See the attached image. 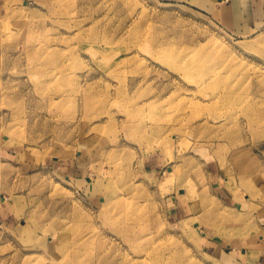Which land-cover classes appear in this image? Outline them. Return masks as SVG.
<instances>
[{
  "label": "rangeland",
  "instance_id": "374dc122",
  "mask_svg": "<svg viewBox=\"0 0 264 264\" xmlns=\"http://www.w3.org/2000/svg\"><path fill=\"white\" fill-rule=\"evenodd\" d=\"M255 110L264 0H0V264H264Z\"/></svg>",
  "mask_w": 264,
  "mask_h": 264
},
{
  "label": "bare ground",
  "instance_id": "6f19581e",
  "mask_svg": "<svg viewBox=\"0 0 264 264\" xmlns=\"http://www.w3.org/2000/svg\"><path fill=\"white\" fill-rule=\"evenodd\" d=\"M167 44L168 43H163L162 42V44H161L162 51L163 50H170V47ZM179 50H181V49L177 48V51H179ZM182 52L185 54V56L188 55V58H186L185 61L181 60L180 62H178V64H179V66H182L184 68V70H186L187 72H191V73H192V71L199 70V68L202 65H204V62L210 56L208 50L205 51V50H203L201 48H198V50H193V49L185 50V49H182ZM226 95H227V99L229 101H231V99H230L231 90L228 91ZM262 113L263 112H258L256 110L255 111H251L250 114H249L250 123L264 124V115ZM231 121H233V120L231 119ZM102 202H104V199H102ZM205 217H206V215H205ZM211 218H212V216H211ZM218 219L221 220L222 222L223 221L227 222V224H224L223 229H231L230 228L231 226H236L237 227V225L234 223V222H238L237 218H235V216L230 217L229 214H227V215L224 214L223 216L219 217ZM214 222L217 223L219 221L215 220ZM221 227H222V225H221ZM154 248L155 247H148V246H147V248H144L143 249L144 252L141 254L142 257H144L145 259H148V258L149 259L150 258L153 259L154 260L153 261L154 264H177L178 255H177V252L175 250H172V252L171 251H170V253L168 252V255H165L164 253H161L160 250H158V251L154 250ZM243 251L245 252V250H243ZM142 261L143 260L141 259L140 262H136V263H133V264H148V263H143ZM121 264H127V263H121Z\"/></svg>",
  "mask_w": 264,
  "mask_h": 264
},
{
  "label": "crops",
  "instance_id": "0c3cea01",
  "mask_svg": "<svg viewBox=\"0 0 264 264\" xmlns=\"http://www.w3.org/2000/svg\"><path fill=\"white\" fill-rule=\"evenodd\" d=\"M248 243H249V242H248ZM238 244H240V242H239ZM233 245H235V244H233ZM236 245H237V244H236ZM248 247H249V245H247V247H242V246L240 245V247H239L240 252H241V253H245V254H247V255H248V254H250V255L253 254L252 252H250L251 250L247 249ZM242 248H244L246 251L244 252V251L242 250ZM233 249H236V248L233 247Z\"/></svg>",
  "mask_w": 264,
  "mask_h": 264
}]
</instances>
